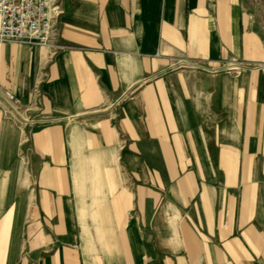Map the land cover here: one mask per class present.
I'll return each instance as SVG.
<instances>
[{
	"label": "crops",
	"instance_id": "obj_1",
	"mask_svg": "<svg viewBox=\"0 0 264 264\" xmlns=\"http://www.w3.org/2000/svg\"><path fill=\"white\" fill-rule=\"evenodd\" d=\"M60 8L2 47L0 264H264V0Z\"/></svg>",
	"mask_w": 264,
	"mask_h": 264
},
{
	"label": "built area",
	"instance_id": "obj_2",
	"mask_svg": "<svg viewBox=\"0 0 264 264\" xmlns=\"http://www.w3.org/2000/svg\"><path fill=\"white\" fill-rule=\"evenodd\" d=\"M61 13L60 0H0V70L2 47L7 43L50 45L57 36L56 20ZM185 65L180 60L173 66ZM247 68L249 66L230 64L227 71L238 73ZM5 97L13 104L18 103L9 93H5Z\"/></svg>",
	"mask_w": 264,
	"mask_h": 264
},
{
	"label": "rangeland",
	"instance_id": "obj_3",
	"mask_svg": "<svg viewBox=\"0 0 264 264\" xmlns=\"http://www.w3.org/2000/svg\"><path fill=\"white\" fill-rule=\"evenodd\" d=\"M249 68H251V67H249Z\"/></svg>",
	"mask_w": 264,
	"mask_h": 264
}]
</instances>
